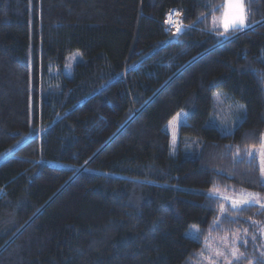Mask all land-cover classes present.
I'll return each instance as SVG.
<instances>
[{
    "label": "trees",
    "instance_id": "1",
    "mask_svg": "<svg viewBox=\"0 0 264 264\" xmlns=\"http://www.w3.org/2000/svg\"><path fill=\"white\" fill-rule=\"evenodd\" d=\"M224 3L0 0V264H201L221 204L218 233L264 225L208 193L264 195L245 151L264 134V0L220 37ZM173 10L190 27L167 28ZM217 91L243 106L230 133L208 125Z\"/></svg>",
    "mask_w": 264,
    "mask_h": 264
},
{
    "label": "rangeland",
    "instance_id": "2",
    "mask_svg": "<svg viewBox=\"0 0 264 264\" xmlns=\"http://www.w3.org/2000/svg\"><path fill=\"white\" fill-rule=\"evenodd\" d=\"M172 19L179 23L178 12L173 10L171 13ZM169 14V15H170ZM167 16L166 20L169 18ZM220 16V15H219ZM166 24V27L172 26L174 28L175 24ZM213 25V23H212ZM170 29V28H169ZM222 29V27H221ZM82 57L79 51L72 52L68 58L66 59L62 71L65 77H71L73 66L81 61ZM243 106L236 101H232V99L224 92L217 91L213 94V111L208 121V125L217 127L222 133H230L233 131L235 126L242 120L243 118ZM176 118L175 120L173 118ZM169 121H172L169 124V121L165 125V129L170 135V152L173 153V149L176 147L178 142V127L181 123L185 122V116L182 111L178 112L174 115ZM27 139V138H24ZM259 147L254 148V155L257 156L259 161L260 168V158H259ZM175 150V149H174ZM10 152L0 154V163L4 161ZM52 164H58L56 162H51ZM213 190V189H212ZM210 190L208 193L210 196L214 198H219L224 203H230V201L224 200L223 196H229L235 198L240 192H233L224 189H217L215 193ZM262 200L261 203H264V195H261ZM231 204V203H230ZM260 207V204L253 203ZM223 214H219L222 217ZM252 228L247 230L245 234V229L234 231L233 233H228L227 231H222L218 233L214 231L215 228H218L221 223L220 220L216 221L212 226L213 230L209 232V234L204 237L203 245L198 253V257L200 259L201 264H210V260L214 259L216 264H254L256 261L255 258L264 259V225H262V219L260 217L251 219ZM194 230L189 232V235L192 236ZM237 235L239 238L237 239ZM255 236V239H253ZM207 238L208 246H205V240ZM235 240V243L233 241ZM246 241V243H245ZM235 248L238 250V253H242L238 259L231 255L232 249ZM220 250L225 253V257H216L215 251ZM203 252V256L200 253ZM205 257H209L210 259H205Z\"/></svg>",
    "mask_w": 264,
    "mask_h": 264
},
{
    "label": "snow or ice",
    "instance_id": "3",
    "mask_svg": "<svg viewBox=\"0 0 264 264\" xmlns=\"http://www.w3.org/2000/svg\"><path fill=\"white\" fill-rule=\"evenodd\" d=\"M217 8L216 6H213L212 8V23L213 28L212 31H216L217 35L220 37H227L235 32H241L245 28L249 26L247 20H248V9L245 6V0H225V3L223 5V10L221 12L220 16L216 15ZM167 24H175L177 32H182L185 28L190 27V25H184L182 22L177 23L172 19V15H169V18L165 21ZM222 27V31H219V29ZM176 119L175 117L173 118ZM172 121H169V124H171ZM248 158L251 159L254 156V150L253 149H246ZM259 158H260V175H261V183L264 184V134L261 135V141L259 145ZM239 149H237V155L234 157V159H239ZM213 193L218 191L217 189L212 190ZM226 201H230L231 208L234 210H239L241 207L249 206L253 203L260 204L261 209H264V203H261L262 197L259 193L254 192H247L244 190H241V192L235 197H229V196H223L222 197ZM219 211L221 214L228 211V209L224 206V204L220 205ZM221 216H217L216 220L213 223H216V221L220 220ZM245 234L247 233V230L245 229ZM237 239L239 236L237 235ZM253 239H255V236H253ZM235 243V240L233 241ZM246 243V241H245ZM205 246H208L207 238L205 240ZM201 256H203V252L200 253ZM216 257H227L225 256V253L220 250L215 251ZM231 255L233 257H236L237 259L242 256V253H238V250L233 248ZM205 259H210L209 257H205ZM210 264H216L214 259L210 260ZM229 264H231V261H229Z\"/></svg>",
    "mask_w": 264,
    "mask_h": 264
},
{
    "label": "built area",
    "instance_id": "4",
    "mask_svg": "<svg viewBox=\"0 0 264 264\" xmlns=\"http://www.w3.org/2000/svg\"><path fill=\"white\" fill-rule=\"evenodd\" d=\"M178 16H180V14L178 13ZM180 19V18H179ZM169 28H170V30L171 31H174V30H176V28H174V27H172V26H169Z\"/></svg>",
    "mask_w": 264,
    "mask_h": 264
}]
</instances>
